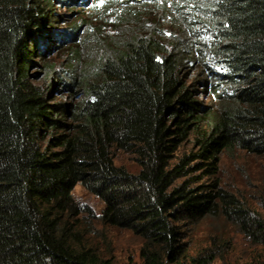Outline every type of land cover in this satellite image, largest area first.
Wrapping results in <instances>:
<instances>
[{
  "label": "trees",
  "instance_id": "trees-1",
  "mask_svg": "<svg viewBox=\"0 0 264 264\" xmlns=\"http://www.w3.org/2000/svg\"><path fill=\"white\" fill-rule=\"evenodd\" d=\"M165 4V24L148 15L120 27L101 64H82L81 29L58 28L54 0H0V264H114L72 240L79 184L103 202V224L142 239L144 264H213V248L188 240L206 218L264 251V215L219 177L228 152L264 157V0ZM65 43L74 56L59 100L46 62ZM205 46L225 75L194 64Z\"/></svg>",
  "mask_w": 264,
  "mask_h": 264
},
{
  "label": "rangeland",
  "instance_id": "rangeland-1",
  "mask_svg": "<svg viewBox=\"0 0 264 264\" xmlns=\"http://www.w3.org/2000/svg\"><path fill=\"white\" fill-rule=\"evenodd\" d=\"M54 1L57 4L54 8L66 15L58 28L77 25L81 29L77 57L82 64H101L106 57L103 45L118 28H134L136 20H144L148 15L150 21L160 20L162 24L168 21L163 12L165 0H75L76 3L68 4L64 3L66 0ZM166 1L180 3L182 0ZM166 6L167 10L171 9L170 4ZM169 15L174 16L172 12ZM127 16H130V22L126 19ZM89 24L92 29L88 28ZM201 35L203 43H207L206 31ZM67 45L65 43L61 49L58 45L53 47L46 62L53 69L52 79L59 100L69 99V93L62 85L69 81L63 74V65L74 55L70 50L71 46ZM206 51L208 52L199 56L194 64L202 67L200 62L205 58L215 68L218 76L225 75V71L214 63L209 48L206 47ZM219 82L223 84L220 79ZM223 87L226 88L224 84ZM190 148L191 145L188 144L184 150L189 151ZM113 154L117 166H122L133 174L139 172L140 166L132 154L120 150H114ZM219 177L226 190L264 215V157L238 151L228 152L222 158ZM73 197L80 207V213L65 218L72 224V240L79 249L93 248L102 258L111 259L114 264H144L140 257L142 239L132 231L103 224L100 213L104 204L99 198L80 184L73 190ZM188 237L193 251L213 248L218 253V259L213 264H261L264 256L261 246L247 241L237 227L221 217L206 218L193 225Z\"/></svg>",
  "mask_w": 264,
  "mask_h": 264
}]
</instances>
